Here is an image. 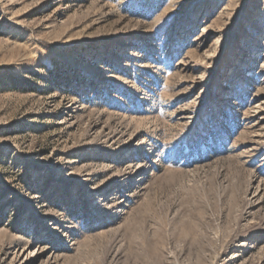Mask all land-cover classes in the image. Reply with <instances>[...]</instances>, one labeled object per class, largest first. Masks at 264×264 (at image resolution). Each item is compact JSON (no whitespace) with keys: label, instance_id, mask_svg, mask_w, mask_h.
<instances>
[{"label":"rangeland","instance_id":"1","mask_svg":"<svg viewBox=\"0 0 264 264\" xmlns=\"http://www.w3.org/2000/svg\"><path fill=\"white\" fill-rule=\"evenodd\" d=\"M0 264H264V0H0Z\"/></svg>","mask_w":264,"mask_h":264}]
</instances>
